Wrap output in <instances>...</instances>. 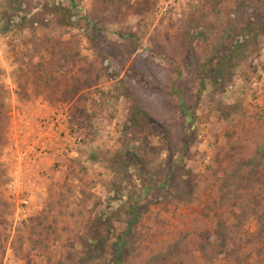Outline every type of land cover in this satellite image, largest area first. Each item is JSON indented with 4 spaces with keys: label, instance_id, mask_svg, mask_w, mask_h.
<instances>
[{
    "label": "rangeland",
    "instance_id": "1",
    "mask_svg": "<svg viewBox=\"0 0 264 264\" xmlns=\"http://www.w3.org/2000/svg\"><path fill=\"white\" fill-rule=\"evenodd\" d=\"M229 1L0 0V264H114L119 233L117 264H264V5L231 0L254 28L229 33ZM52 113L11 185L12 117L26 140Z\"/></svg>",
    "mask_w": 264,
    "mask_h": 264
},
{
    "label": "trees",
    "instance_id": "2",
    "mask_svg": "<svg viewBox=\"0 0 264 264\" xmlns=\"http://www.w3.org/2000/svg\"><path fill=\"white\" fill-rule=\"evenodd\" d=\"M118 1L119 0H96V4L98 5V3H99V5L101 7H105V6L112 5V4L115 5V4H117ZM251 1H252V4L254 6L260 5V7H262V5H264V0H251ZM208 2H209V0H204V5L208 4ZM229 4H231V7L226 9L227 10L226 11V17H225V19L221 20L219 25L223 28L225 25H229V23L232 22V25L228 29L229 33L236 32L239 30L240 32L246 31L247 32L246 34H248L252 30L251 28H254L253 21H252V19H253L252 15L245 13V15H241V16L237 15V16H234V18H233L231 15L232 14L231 8H233L235 5H234V2L231 0L229 1ZM260 7H259V9H260ZM216 39H217V36L215 37V39L213 38L212 40H209V37H204V39L200 40V49L203 52L205 51L207 54H210V51L205 47V45L202 44V42H205L206 45H209V46H212V45L216 46L217 45ZM231 45H232V43H230V45L227 47V50H228L227 56H230L232 58V56L234 55V50H233L234 47L231 48L232 47ZM219 48L221 49L222 47H219ZM213 56H216V55H213ZM213 56L211 59L212 61L210 62V64H211L210 69L216 70V68L219 69L220 66L222 68L223 64L225 63L224 61H222V58L221 57L218 58L217 56L213 57ZM41 68H42L41 72H43L42 73L43 76L47 75L48 72L45 71V68H43V67H41ZM177 75L180 76V73H177ZM38 76H40V74ZM1 93H2V98H1ZM6 95H7V93L5 91V88L2 85H0V148L5 144V128L7 126L8 119H9V117L7 115V111L5 110V101L3 100V97H5ZM181 107L183 108L184 112L186 113V111H187L186 106L183 104V105H181ZM192 114H193L192 116H194V113H192ZM184 142H185V145L189 144L188 138L186 136L184 137ZM261 144H262V142L258 145V148H257L258 153L257 154L263 156L262 158H264V147H262ZM263 167H264V163L253 166V168L251 170V174H250V175L254 176L253 179H255V180L258 179L260 170H264V169H262ZM248 183L252 184V182H250L249 180H248L247 184ZM236 185H237V187H242L238 182H236ZM249 189H252V187H249ZM131 210H132V212H135L136 203L131 204ZM123 242H124V233H119L117 235V240L112 243V247L114 248L113 249V256H114V261H115L114 264H117L119 250H120V247H121ZM170 260L171 259H166L165 264H168V261H170ZM143 264H164V263L161 262V255L157 254V255H154L153 257H150L149 259H147V261Z\"/></svg>",
    "mask_w": 264,
    "mask_h": 264
},
{
    "label": "built area",
    "instance_id": "3",
    "mask_svg": "<svg viewBox=\"0 0 264 264\" xmlns=\"http://www.w3.org/2000/svg\"><path fill=\"white\" fill-rule=\"evenodd\" d=\"M60 116L52 113L51 116L43 120H36L37 128L41 132L40 136L36 135L34 131L29 132L26 140H23L19 132L12 135L8 149L11 153L12 163L9 174L11 185L20 183L25 168L35 164L37 160L44 157L53 148L51 138H55V135L60 136L61 134L59 127H57L62 120ZM57 146L62 150V144ZM28 209V199L22 198L17 205V213L21 212L25 216Z\"/></svg>",
    "mask_w": 264,
    "mask_h": 264
},
{
    "label": "crops",
    "instance_id": "4",
    "mask_svg": "<svg viewBox=\"0 0 264 264\" xmlns=\"http://www.w3.org/2000/svg\"><path fill=\"white\" fill-rule=\"evenodd\" d=\"M20 121H22L21 118H20ZM20 121H19V119H16L15 117H12V123L16 124V128L12 132L13 134H17L18 133L17 123L20 122ZM23 131H24L25 135L29 134V132H31V131H34L35 134L38 135V136L41 135V132L38 130L36 123L32 127L31 126L28 127L27 131H25V130H23Z\"/></svg>",
    "mask_w": 264,
    "mask_h": 264
}]
</instances>
